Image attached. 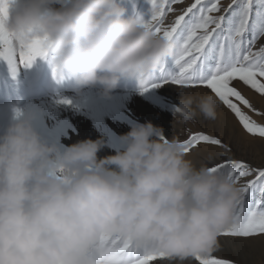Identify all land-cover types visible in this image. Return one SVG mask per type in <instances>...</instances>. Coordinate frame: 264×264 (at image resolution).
Returning a JSON list of instances; mask_svg holds the SVG:
<instances>
[{
  "label": "rangeland",
  "instance_id": "rangeland-1",
  "mask_svg": "<svg viewBox=\"0 0 264 264\" xmlns=\"http://www.w3.org/2000/svg\"><path fill=\"white\" fill-rule=\"evenodd\" d=\"M263 43L264 0H0V264H264Z\"/></svg>",
  "mask_w": 264,
  "mask_h": 264
},
{
  "label": "bare ground",
  "instance_id": "bare-ground-1",
  "mask_svg": "<svg viewBox=\"0 0 264 264\" xmlns=\"http://www.w3.org/2000/svg\"><path fill=\"white\" fill-rule=\"evenodd\" d=\"M79 13V11H75L74 13H72V14H70V15H68L67 16V18H63L62 19V21H61V23L62 24H64V23H67L68 22V20L69 19H73L77 14ZM169 36H170V33H165V34H163L162 35V37H161V42L162 43H160V45H162L163 43H166L167 41H168V39H169ZM168 43V42H167ZM264 44V43H263ZM158 46V45H157ZM149 52H151V51H146V52H144V53H140L141 55L139 56V54H138V57H137V55L136 56H134L130 61H132V60H138V62H141L142 60H144V57L149 53ZM116 55V54H115ZM115 58H116V56H115ZM136 69H138V65H136L135 67H134V70H136ZM117 179L116 178H114V181H116ZM97 184V183H96ZM77 187H80L79 185L77 186ZM105 187V186H104ZM223 264V263H222Z\"/></svg>",
  "mask_w": 264,
  "mask_h": 264
}]
</instances>
